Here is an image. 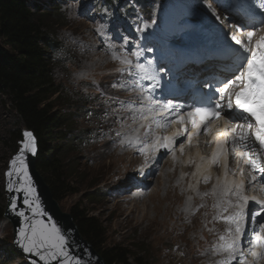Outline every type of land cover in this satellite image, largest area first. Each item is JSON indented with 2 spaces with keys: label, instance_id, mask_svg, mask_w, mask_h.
<instances>
[{
  "label": "rangeland",
  "instance_id": "rangeland-1",
  "mask_svg": "<svg viewBox=\"0 0 264 264\" xmlns=\"http://www.w3.org/2000/svg\"><path fill=\"white\" fill-rule=\"evenodd\" d=\"M148 1L152 0H144L145 3ZM193 1L158 0L150 7L140 0H127L126 3L121 0H111V3L106 0L28 1L31 9H39L43 16L42 29L55 42V47L47 48L53 76L60 88L52 97L53 112L58 116L65 113L72 122L71 131L62 128L72 140L69 148L63 145L65 149L61 154L68 165L67 174L78 192L66 195L59 200V205L70 212L82 203V208L104 223L106 246H125L133 254L144 255L151 264H218L223 254H216L213 249L220 243V236L226 235L229 225L215 218L219 208L214 205L222 201L218 194H212V190L223 182V178L220 173L211 181L208 191L190 193L189 187L203 180L202 167L193 161L195 153H192L197 145L182 142V148L179 145L174 152L182 160L177 161L170 153L157 155L161 168L143 180L147 188L138 198L135 197L137 192L128 184L138 177L137 172H144L153 163V157L139 154L136 146L133 148L121 140L143 136L149 122L145 121L146 127L134 132L139 124L133 123L131 110L121 108L111 98L137 99L143 97V88L123 90L119 85L112 86L120 79L128 80V76L122 77L119 71L125 65L120 59H112V52L95 29L105 23L104 9H107L111 13L110 25L120 34L143 35L144 31L135 29L148 23L157 30L162 41V35L166 37L164 23L167 15L161 16V12L168 5L183 7L193 18L204 13L207 7L215 9V6L211 7L212 0L185 5ZM125 4L130 5L124 7ZM167 26L169 28L172 23ZM128 38L141 47H151L146 41L132 36ZM166 40L171 39L167 37ZM111 42L117 45L119 55H125L126 46L119 47L114 38ZM130 59L136 62L135 57L130 56ZM24 129L26 127L18 118L10 97L0 91V204L5 207L8 199L6 171L23 140V134L16 133ZM117 131H121L120 137L116 136ZM57 142L51 139L52 145ZM59 142L65 143L61 139ZM184 151L190 154L186 161ZM152 153L156 156L157 152ZM191 161L197 175L193 180L191 175L186 176L190 171L187 163ZM232 176L237 177V174ZM206 177L211 178V175ZM92 190L95 196L86 199ZM13 241V225L4 216L0 223V264H29L28 259L14 250Z\"/></svg>",
  "mask_w": 264,
  "mask_h": 264
},
{
  "label": "snow or ice",
  "instance_id": "snow-or-ice-1",
  "mask_svg": "<svg viewBox=\"0 0 264 264\" xmlns=\"http://www.w3.org/2000/svg\"><path fill=\"white\" fill-rule=\"evenodd\" d=\"M218 3L235 18L234 6H229L225 0H218ZM256 6L264 12V0H258ZM104 14L105 23L97 25L95 30L106 43L107 49L112 52V59H120L121 63L125 65L119 69L121 76H128V80L120 79L113 82L112 86L115 88L119 85L123 90L142 89L140 81L153 82L149 86L151 92L143 97L127 101L111 98L112 102L119 103L121 108L131 110L133 123L139 124L134 132L145 128L144 122L149 121L151 116V121L143 136H136L134 140L125 141L122 139L121 142L138 145L140 154L163 150L165 154L172 153L174 156V148L178 140L183 138L190 144L193 136L200 135L202 130L204 134H210L212 121L220 118L226 109L231 115L235 105V109L247 114L239 117L245 122L238 123L235 127L225 125L223 131L228 135L217 139L213 163H219L221 156H227L225 145L230 144L234 154L241 157L245 164L250 165L264 178V162L261 161V155L264 153V35L253 40L258 25L238 21L227 26L226 37L238 57V63L230 76L219 81L221 87L212 88L209 85L212 94L217 97L216 99H209L207 102L194 101L192 105L186 107L184 104L175 102L174 99H168L164 94V85L160 78V74L164 70L145 56V52H153L152 48H143L121 33L122 46L130 47L126 48L125 55H119L115 44L111 42L112 36L109 34L111 13L104 9ZM213 15L217 21H220V16L215 13V10H213ZM152 22L155 23V21ZM149 27L150 25L145 23L142 28L137 26L135 30L143 32ZM231 29L236 31H230ZM241 29L248 30L242 35H237L236 33ZM129 51L131 56L136 58L135 63L128 57L127 52ZM141 58H143V62H141ZM174 121L178 122L181 127L171 135L160 136L156 132L157 129L167 128ZM116 136L120 137L121 131H117ZM24 137L23 146L19 154L11 161V168L7 173L10 178L19 177V183L14 187L16 182L10 180L7 188L10 192H23V204L28 206L34 217L41 218L29 220L24 210H18L17 198L13 197L10 211L27 221L23 227L17 229L15 242L25 253H35L39 260L45 264H49L50 261L56 260L58 257L64 258L63 264H72L73 260L74 264H82L79 257L70 255L65 236L61 234V230L52 217L41 206L26 162V154H36V138L31 131H25ZM253 141L261 149L260 152L253 150ZM237 148L244 150L236 152ZM152 159L154 161L155 157ZM158 170L157 167L155 171L158 172ZM227 171V164H225V178L212 192L213 195L218 194L222 201V203L214 205L219 208L215 218L223 220L229 225L226 235L220 236V243L213 249L216 254H223V258L218 264H233L234 261L236 264H261V261H264V221L257 224V216L260 215V212H255L251 216L250 239L246 238L242 244L241 237L244 236L245 225L248 223L249 201H255L260 205V211H264V200H257L256 197L245 195V181L229 180ZM240 171L243 174L244 169L241 168ZM208 179L210 177H205V182ZM256 180L257 176H252L249 184ZM207 194L205 193V195ZM249 255L252 257L251 260L248 259Z\"/></svg>",
  "mask_w": 264,
  "mask_h": 264
},
{
  "label": "trees",
  "instance_id": "trees-1",
  "mask_svg": "<svg viewBox=\"0 0 264 264\" xmlns=\"http://www.w3.org/2000/svg\"><path fill=\"white\" fill-rule=\"evenodd\" d=\"M28 1L0 0V91L10 97L22 124L36 135L37 168L59 201L78 192L67 174L68 165L61 154L64 147H70L72 140L62 128L71 131L72 122L65 113L58 116L53 112L52 97L60 88L53 76L47 48L55 47V42L42 29L43 16L39 9H31ZM57 128L60 131H56ZM16 134L21 136L22 132ZM51 139L58 142L52 145ZM59 139L65 143L61 144ZM95 194L92 190L85 198L91 200ZM4 211L5 206L0 204V223ZM70 212L81 233L108 264H151L144 255L133 254L125 246H106L104 223L82 208V203ZM13 247L15 250L14 244Z\"/></svg>",
  "mask_w": 264,
  "mask_h": 264
},
{
  "label": "water",
  "instance_id": "water-1",
  "mask_svg": "<svg viewBox=\"0 0 264 264\" xmlns=\"http://www.w3.org/2000/svg\"><path fill=\"white\" fill-rule=\"evenodd\" d=\"M31 131L28 128L22 131L23 140L20 142L21 147L18 152L12 157L9 163V168L6 171V183L5 188L8 193L7 204L4 211V216L11 221L14 230V241L13 244L16 247V250L20 252L26 259H28L29 264H45V262L40 261L39 257L35 255V253H25L21 247L16 244L17 237V229L23 227L27 221L24 220L23 217H19L15 213L10 211V203L13 197H16L17 200V208L18 210H24L25 215L31 219H40L41 217H34L33 213L28 209L27 205L23 204L24 193L16 192V191H8L7 185L10 180L16 182L15 186H18L19 177L13 176L8 177L7 173L11 168V161L15 156H17L23 146V142L25 140L24 132ZM36 147L37 151L35 155L26 154V162L28 164V170L34 182V186L36 187L37 195L40 198V203L45 212L48 213L52 217V220L56 223L57 227L61 230V234H63L68 242V248L70 255L72 257H79L82 264H108L103 256L94 248V246L88 241V239L81 233V230L77 223L74 220L71 212L64 211L60 205L59 201L54 197L49 184L46 182L44 176L41 174L39 169L37 168V155L39 153L38 150V140L36 135ZM46 219V218H45ZM62 257H58L56 260H52L49 264H63ZM74 264V260L72 261Z\"/></svg>",
  "mask_w": 264,
  "mask_h": 264
},
{
  "label": "bare ground",
  "instance_id": "bare-ground-1",
  "mask_svg": "<svg viewBox=\"0 0 264 264\" xmlns=\"http://www.w3.org/2000/svg\"><path fill=\"white\" fill-rule=\"evenodd\" d=\"M207 18H209L211 20L210 22L213 21V18L210 17L209 15H207ZM203 24H204V26H202V28H200L199 30H196L192 33L193 37H201L203 39H207L209 37L211 32L208 30L207 24H205V23H203ZM205 30H207V31L205 32ZM183 37H185V36H183ZM180 44H181L180 41H178V40L174 41L175 46L179 47ZM160 78H161V83H163L166 79L163 74H160ZM150 121H151V116L149 117V121H147V122H150ZM222 124H223V122L219 121L216 123L215 127L220 128L222 126ZM178 128H180V127H178ZM176 130H177V128L172 126L169 128L167 127V128L157 129L156 132L159 133L160 136H164V135H171ZM181 140H183V138H181ZM181 140L177 141L176 146L174 148V152L177 151V146L181 145V148H182ZM198 141H199V143H198ZM183 142H187V141L183 140ZM209 142H210L209 138H207L205 136H202L200 138H198V137L192 138V142H191V143H193L192 145H194V144L197 145L194 149V152L192 153V154L195 153V159L193 161L197 162L202 167L203 180L201 182L195 184V186L189 187L190 193H193L196 191L199 194V193L208 191L209 187L211 186V181H213L215 178H217V176L220 175V173H221V176L224 180V178H225V164H227V170H228L227 171V177H228V179L229 180H235V181L244 180L245 181V190H246L247 189L246 183L248 181L247 175L244 174V177H240L239 179H237V177H233L232 174H233L234 169L232 168L230 162L225 160L224 158H219V163H213L214 145L213 144L210 145ZM209 145L211 146V148ZM161 152H163V150H161L160 152H157L156 155H160ZM183 153H185L183 159L186 161L189 158L190 154L188 152H185V151ZM170 154H172V153H170ZM152 155H153V153L150 156H152ZM172 158H176L177 161L182 160V159H180V157L178 155H174V156H172ZM193 161H191V163H187V165L190 166V171L186 175L188 177L191 175L192 180L197 177L196 172H195V167L193 165ZM151 165L152 164H150V166ZM139 169L141 170V167H139ZM236 174H237V172H236ZM210 175H211L210 180L208 179L207 182H205L204 177L210 176ZM256 190H259L258 191L259 193L263 192V189H256ZM255 191H254V193H256ZM136 194H138V195H136ZM139 194H140V191L135 193L134 195H136L135 197L138 198ZM253 195L255 197L256 194H253Z\"/></svg>",
  "mask_w": 264,
  "mask_h": 264
}]
</instances>
